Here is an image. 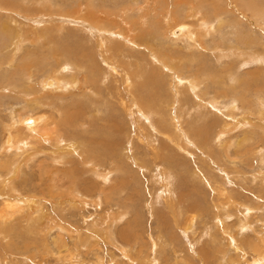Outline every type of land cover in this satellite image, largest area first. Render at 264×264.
I'll list each match as a JSON object with an SVG mask.
<instances>
[{
  "label": "bare ground",
  "instance_id": "obj_1",
  "mask_svg": "<svg viewBox=\"0 0 264 264\" xmlns=\"http://www.w3.org/2000/svg\"><path fill=\"white\" fill-rule=\"evenodd\" d=\"M180 21L186 23L179 24ZM261 36L264 37V0H0V70L9 65L0 79V128L5 132L2 142L0 135V151H13L10 160L0 154V201H3L0 203V236L7 238L17 234L11 226L18 218H30L32 223L26 228L30 232L35 230V220L48 219L44 227L41 224L36 230L42 236L49 234L65 223V212L57 208L59 205L69 203L83 208L87 206L83 201L86 194L97 196L93 202L104 200L110 205V201L123 200L122 194L133 184L130 172L141 185L144 182L140 179L144 180L145 173L150 172L151 181L162 190L157 191L161 198L158 203L163 202L161 211H168V218L158 225L157 231L166 236L165 229L171 230L167 233V236L171 234V246L166 250L169 242L156 243L163 250L158 248L153 258L140 259L138 264H155L159 256L155 252L162 253L160 258L165 260L164 264H180L182 256L178 254L182 252L175 248L174 238H179L180 233L189 241V247L194 248L195 242L190 241L189 234L194 233L199 210L193 205V211H189L183 197L181 200L175 196L177 183H210L209 187L217 193L229 195L227 199L231 202L227 201L232 205L235 198L226 188L231 184H227L229 179L225 177L229 172L225 175V170H220V161L234 164L236 159L247 157L241 162L259 163L251 180L264 185V90L260 89L264 41ZM28 45L35 47L31 51L37 55L49 52L54 60L52 70L43 80L36 81L40 83L37 86L34 85L33 60L20 59ZM32 55L35 53L27 56ZM255 62L257 68L243 72ZM191 72L194 73L189 74ZM204 83H207L206 88H202ZM147 90L155 92L148 96ZM223 103L225 112L220 109ZM3 107L10 113L8 120L1 115ZM37 110H46V115L25 120L31 116L24 117L26 112L33 116ZM203 121L207 125L212 122L211 127L207 129ZM239 129L244 138L235 144L232 139L238 135L229 136ZM37 145L48 148L50 162L38 164V183L32 191L45 195L43 185L49 183L50 202L37 200L30 192L22 194L27 188L25 184L32 180L23 167L29 158L32 161L37 158L38 150L34 153ZM234 148L235 155H232L230 150ZM194 150L197 153L194 154ZM199 150L211 160V170L225 175L227 180L222 179L226 186L214 176V180L206 178L205 172L197 167L192 171L191 161L177 163L186 156L197 159ZM170 151L174 152L173 156ZM174 158L179 161L173 162ZM65 163H69L67 169L58 170ZM198 163L205 167L206 162L201 159ZM87 174H92L94 179L84 178ZM124 174L128 180L123 178ZM112 175L116 178L108 187ZM23 176H28L29 180L23 181L20 189ZM136 192L134 188L131 194ZM129 202L126 199L120 205L111 203L112 210L104 218L96 219L100 223L97 221L88 229L90 232L87 230L80 247L87 248L90 234L93 232L96 240L101 231H107L108 242L114 244L113 232L108 229L119 225L127 217V210L137 211L133 205L127 208ZM45 203H51L53 209L46 208ZM229 203L223 202L228 206ZM244 204V208L237 206L239 210L236 206L226 209L228 218L237 219L236 228H232L239 234L250 226L242 220L244 209L248 219L252 206ZM54 210L60 212L58 219L52 213ZM148 210L152 217L156 215L155 204L154 209L149 207ZM219 211L209 220L211 238H215L213 229L229 231L231 228L226 226L229 224L226 218H222L225 216L221 213L225 211ZM142 218L140 213L134 216L136 222ZM139 232L131 223L120 234L126 237V246L131 243L144 246L140 237L144 231ZM162 235L158 240L164 239ZM236 236L229 238L236 260L232 256L231 263L227 262L225 253V257H221L224 264H238L248 254L240 250ZM165 252L176 255L172 263L167 254L163 257ZM249 252L253 255L251 264H264V238L253 242ZM197 254L192 257L199 260L203 255ZM202 254L207 255V251ZM124 255L130 258L128 253Z\"/></svg>",
  "mask_w": 264,
  "mask_h": 264
},
{
  "label": "rangeland",
  "instance_id": "obj_2",
  "mask_svg": "<svg viewBox=\"0 0 264 264\" xmlns=\"http://www.w3.org/2000/svg\"><path fill=\"white\" fill-rule=\"evenodd\" d=\"M184 23H186V22L185 21L179 22V24H184ZM66 25H69V24L66 23ZM182 26H184V25H182ZM170 36H172V35L170 34ZM261 39L264 41L263 36H261ZM28 47H29V49H28ZM178 48H183V46L178 45ZM31 49L34 50L35 47H33L32 45H28L27 47H25V52L22 55V57H20V59L24 58V60L27 61L28 59H26V58L28 57V58H31V60H33V62H31V60H30V62L34 65V69H33V71L35 73L34 85H36V84H40L38 82L36 83V81H39V79L43 80V76H46L52 70L54 60L52 59L51 54L49 52H45V53H43V55L42 54L37 55L36 52H34V51L32 52ZM34 53H35V56H33V55H32V57L27 56L29 54H34ZM44 54L48 55L49 58H48V56L46 57ZM34 58L39 59V60L34 61ZM227 61H229V60H227ZM35 62H36V65H35ZM48 64H50V65H48ZM35 66H36V68H35ZM252 66H253L252 68H250V67L244 68L243 72H245L248 69L257 68L258 63L255 62L252 64ZM255 66H257V67H255ZM260 66H262V65H260ZM8 69H9L8 64L5 65L3 67V69L1 68L0 79H1L2 72L4 73L5 70H8ZM260 71H262V72H260V73H262L261 78H260L261 79L260 83H261V86L264 87V68H262ZM193 73L194 72H191L189 74H193ZM257 77L259 78V73H258ZM206 85H207V83H204L202 85V88H206ZM153 86H154V84H152V86L150 88H153ZM261 86H260V89L264 90V88L262 89ZM154 92H155V90L152 91L151 93H149L147 90L148 96L152 95ZM223 105H224V103L220 107V109H222V110L225 109L223 107ZM17 107H19V106H16V108ZM1 110H2L1 115H4L6 120H8L7 117H9L10 113L7 110H5L4 107L1 108ZM45 111L46 110H37L36 114L34 112L33 116L31 113L26 112L27 114L25 113L23 116L25 117V116L31 115L30 117H28V119H25L27 121L29 119H34V118H37L38 116H42L43 114H45ZM216 112L218 114H221L220 110H218V111L216 110ZM224 112H225V110H224ZM239 113H240V111H239ZM19 115H21V113H19ZM239 116L241 117V115L238 114V117ZM203 122L207 126V129H209L211 127L212 122L211 123L209 122L210 124H208V125H207V122H205V121H203ZM258 124L260 125L261 123H258ZM240 131H241V129L232 133L229 136V137H231L232 135H238L237 138L232 139L235 144L237 142L239 143V141L244 138L243 134H241ZM1 134H2V140H1V142H2L4 139V136H5V132L3 131V128H0V135ZM249 135H251V134H249ZM262 136L263 135H261L260 137H262ZM0 139H1V137H0ZM250 143L252 144V141H250ZM0 145H1V143H0ZM37 146H36L37 149L36 148L34 149V153L38 150V154H36L37 158L34 157L33 161L31 158H29L27 165H25L23 167L25 173L27 172V175H30V177L32 176V180L30 182L28 181L29 183L25 184V187L27 186V188L22 190V194H26L27 192H30V195L33 196L34 198H36L37 200L40 199L41 201L46 200L45 202H50V201H52V200H50V197H49L50 191H47L48 190L47 186L49 183L43 185V189H45L44 193L46 196L43 195V193H41L40 191H38V192L32 191L33 187L36 186V184L38 183L37 178H39L38 176L40 173L38 166L40 164L47 165L50 162L49 155H48L50 151L48 150V148H46L45 145H39L38 147ZM126 146H129V144H127ZM213 147H215V145H213ZM189 149L192 151L191 148H189ZM217 149H219V148H217ZM217 149L215 151L220 150V149L219 150H217ZM40 150H42V151H40ZM235 150H236L235 148L233 149V151L230 150L232 152V155H235ZM199 151L200 152L197 154L198 155L197 159L195 157L190 158V157L186 156L185 158L182 157L183 159L181 158L182 161H180V162H177V161H179V159H177V161H175L176 158H174V160H172V161L173 162L175 161L179 164L184 163V162L188 163L189 161H191L190 165H192V167H193V168H191L192 171L199 168L200 172H205L203 175H205L206 178H208V179L212 178L213 176H214L213 177L214 179L216 177V179L218 181H221V182L225 181L223 179H226V178L229 179L227 181V184L231 183L230 185H227L226 182H223V183L225 184V186L227 185L226 188L228 187V189L230 191V196L232 195L235 198L234 203H238V205L237 204L233 205L234 203L232 205H230L231 203H229L228 201L231 202V200L227 199V197L229 195L224 196L223 194H225V192L222 194H220V192L217 193L215 190H213V189H211V187H209L210 183H209V185L208 184L197 185L195 183H193V185L192 184L186 185V182L177 183V187H176L177 191L175 192V196L178 199L181 198V200L183 197V199L185 200V203L187 202L186 206H187V209L189 211L190 210L193 211V205L198 206V210H199L197 212V215L199 218L196 220L197 223L195 222L197 224V225L195 224V226H196L194 228L195 231L193 230L194 233L189 234V237L191 238L190 241H192L193 243L195 242L193 244L194 245L193 249L189 247V241L184 239L182 234L179 233V236H178L179 238H174V237H176V235L173 236V234H172V237L174 238L175 248L179 249L182 252V254H178V256H182V258L180 259V262L182 263V262L189 261V262H192L193 264H224L225 262L222 263V261H224L222 259L227 254L226 261L231 263L230 262L231 257L234 256V258L236 260V255L233 254L234 251H232L233 249H232L231 244H230L231 240H229V238H230V236L234 237L237 235L238 237L236 236V239L239 242V246L242 248V249L240 248V250H245L246 252L248 251V254L244 255V258L241 260V262L239 261L238 264H247L248 262L246 263V261H249L248 264H251V262H253V259H252L253 255L250 254V252H249L251 245L253 242H255L257 240L261 241L264 238V229H263L264 228V185L262 183H259V181H258V183H253V181L251 180L252 179V173H256L258 171L257 167L259 166V163L257 161L252 163V160H251L250 164L242 163L241 161L245 160L247 157L245 159H241V158L238 160L236 159L234 164H228L225 162V160L220 161L218 159L221 162V169L220 170L221 171L225 170L224 171L225 175L227 172H229L228 177H227V175L225 176L222 173H221L222 174V176H221L217 171L211 170V168H210V166H211L210 161L211 160L208 157H206L205 155H203L202 150H199ZM195 152L197 153V151L194 150L193 153L195 154ZM231 152H230V154H231ZM239 153L243 154V152H239ZM0 154H5L4 156H5L6 160H10L9 158H13L12 157L13 151H7V152L0 151ZM172 154H174V152L170 153L171 156H173ZM200 155H203V156H200ZM28 156L29 155H27V158H28ZM200 159L203 162H206L205 167H204L205 169L198 163V160L200 161ZM74 160L78 161V158L74 157ZM233 162H234V160H233ZM195 163H197V165ZM68 165H69V163H65L64 165L59 166V168H61V167L62 168L58 169V170L63 172V170L67 169L66 166H68ZM148 167L150 169H152L151 164H148ZM47 169L49 170L50 168H45L44 170H47ZM130 173L132 175L134 174L133 172H130ZM240 173L244 174V175H242L243 177L237 176ZM150 174H151L150 172H148V173L146 172L145 177L143 178L144 180L140 179V182H144L142 185L138 184L139 182L134 181L135 174L133 176L131 175L130 178H132L131 180H133L131 183H133V184H130L131 186L127 187V190L124 191V193L122 194L123 200H119L120 202L119 201L113 202L115 204H113L110 201L111 206L109 205V202H107V201L105 202L104 200H102L103 202H93V200L97 199V196H95V194H94V196H92L89 194L85 195L83 193L82 194L85 195V198L83 199V201L87 203L86 204L87 206H83V208L81 207V205L78 207H75V206H77L76 204H69V203H67L65 205H59L57 208L63 209V211L65 212V223L61 222L63 224L62 227L61 226H59L60 228L55 227V229L52 232H50L49 234H45L42 236V234H40L39 230H36L37 228L40 229L41 224L44 227L47 224L48 219H42L41 221L39 219H37L39 222L37 220H35V222H34L35 230L32 232H30V230L29 231L26 230V228L28 229L29 225L32 223L30 218H27L24 220L20 219V218L16 219L14 221V223L12 224L11 228L13 230L16 229L15 231H17V234L16 233H15L16 235L11 234L9 237L7 236V238L0 236V264H9V263L10 264H138V262H140V259H141V261H144V260H147L149 257L153 258L154 251L158 250V248H159V250L162 249V246L161 245L159 246L156 243L166 244L169 242V245L166 246V250H169V247L171 246V243H170L171 240L169 239L171 237V234L167 236V233L171 230L165 229V235L166 236H163L162 232L158 233V231H157L158 225L160 226V224L168 218V211H165V210L161 211V210H163V206H162L163 202L161 200L160 201L161 204L158 203L159 202L158 198H160V195L158 194L159 197L157 196V191L161 192L162 190H160L158 188V186L155 185V183L151 181L152 180L151 176H153V174H151V176H150ZM207 174H208V176H207ZM203 175L201 174V176H203ZM92 176H93L92 174H87V176L84 175V178L94 179ZM127 177H128L127 174H124L123 178L125 180H128ZM222 177H224V178L222 179ZM115 178H116V175H112L110 177V179L108 180V183L110 182L108 184V187L110 184L112 185V183H114ZM213 178L211 180H214ZM218 178H220V179H218ZM183 179H184V177H183ZM25 180H29V177L23 176L22 180H20V183H19L20 189H22L21 185H24L22 183ZM123 183H125L127 186L126 181ZM196 185L199 187H197ZM1 187H2V185L0 184V188ZM142 187H144L145 189ZM134 188H136V190L140 196L138 195L137 192H136V194L134 193L135 195L131 194V192L133 191ZM145 190L148 192H146ZM222 196H224L225 198ZM82 197H84V196H82ZM151 197H152V199H151ZM215 197H217L219 199L221 198L220 203L218 201L219 199H217V198L215 199ZM115 198H117V197H115ZM43 199H45V200H43ZM126 199H127V201H130L129 204L127 205V208L131 207L133 205L138 212L127 210V215H126L127 217H125L124 220L121 223H119V225L115 224L114 226H111L109 229L107 228L109 231L113 232L112 233L113 234L112 239L114 241V244L112 242H108V239L106 238V232L107 231L106 232L101 231L100 238L98 236V237H96V240H95L93 232L91 234L89 233L90 234V236H89L90 237V239H89L90 244L87 245V248L80 247V243L83 242V240H85L87 237V234H88L87 230L94 223H98V222L100 223V221L96 220V219H99L100 217L104 218L103 216L104 215L107 216V212L109 213L112 210V208H113L112 204L113 205H116V204L120 205V203H122ZM133 199H136V202ZM143 199H145V200H143ZM156 199H157V201H156ZM10 200L13 201V199H10ZM116 200H118V198ZM152 201L155 204V209H156L155 210L156 215H154L153 217L151 216V214L149 213V210H148L149 207L150 208L153 207V209H154V204H152ZM212 202H213V204H212ZM223 202L226 204L229 203L230 207L228 205L223 204ZM0 203H3V201L2 202L0 201ZM40 203L43 205V202H40ZM146 203H148V204H146ZM244 203H247L248 205L252 206V208H249V210L251 209V212L252 211L253 212L252 213L250 212V214H251V215L249 214L250 217L248 219H246L247 210L244 209L246 212L244 213L242 222H246V223L248 222V223H250V226H247L248 229L245 228L244 232L239 234L238 232L235 231V228H236L235 224L237 223L236 222L237 219L233 216L228 218L226 215V209H227V207L229 209H234L237 206L244 208V205H245ZM44 205L46 206V208L52 207V209H53V206L51 205V203H49L50 206L46 205V203ZM147 206H149V207L147 208ZM116 207L118 209L120 208L119 206H116ZM238 207L236 209H238ZM117 208H115V210H113V211L116 212ZM219 209L225 211L224 212L225 214L221 213V215L225 216L222 218L223 219L226 218L225 219L226 221L223 220L222 218L221 219L223 221L229 223L226 226L227 227L231 226V228L229 231H218L219 228H217V231L215 229H213L214 231H212V236L213 237L215 236V238H211V232H209V226L210 227L212 226V224L210 223V221H211L210 217H214L218 212H220ZM56 211L54 210V211H52V213L54 212V214H53L54 217L58 219L60 212L56 213ZM139 213L143 218H142V220L137 219V221H139V222H136V220H134V216L139 214ZM235 216H237L236 213H235ZM26 220L29 222H27L26 224L23 225V223L26 222ZM207 222H208V224H207V226H205V223H207ZM128 223H129V225L131 223H133V227L136 228V230L138 232L140 231L139 233L144 231V234L142 232L141 236H140L141 240L143 238L142 243L144 244V246L141 243H131V244H127V246L125 245V242H126L125 238L126 237L123 236V234H120V232L123 228H127L129 226ZM134 223H138V224L136 225ZM20 224H22L21 227L19 226ZM200 225H201V227H199ZM203 225H204V227H203ZM108 226L109 225H107L106 227H108ZM238 226H239V223H238ZM232 227H235V228L233 229ZM128 230H129V228H128ZM166 230H168V231H166ZM261 230H263V231H261ZM201 233H202V235H201ZM205 233H206V235H205ZM99 234H100V232H99ZM203 234L205 236H203ZM17 235H19V236L17 237ZM161 235H162V237H164V239L160 238V240H158L159 239L158 236H161ZM216 235H217V237H216ZM1 237L3 240L1 239ZM199 237H201L202 239ZM221 237H224V238H221ZM193 239H195V240H193ZM153 240H155V241H153ZM214 240H216V241H214ZM213 241L216 243H214ZM127 242H129V241H127ZM153 245H155V248H152ZM90 248H91V250H90ZM217 249H218V251H217ZM122 250H123V252H122ZM191 251H193L192 252L193 254H191ZM206 251H207L208 256L202 254V252H206ZM151 252H153V253H151ZM125 253L129 254L128 255L130 257L129 259L127 257H125V255H124ZM155 253L159 255L156 257V260H157L156 262L158 264H161V262L163 261V264H164L165 260L160 258V256H162L161 255L162 253H160V252H155ZM194 253H198V254L203 255V256L199 257V260H196L192 257V256H194ZM166 254H167L168 259H170L169 263H172L171 260H173V257L176 258V255L174 256V255H172V253H169V252L166 253L165 252V253H163L164 258L166 257ZM145 255H147V256H145ZM245 256H246V258H245ZM221 257H223V258L221 259ZM200 258H202V260H204V261H201ZM193 260H196L197 262L193 261ZM156 262H155V264H157ZM189 262L187 264H189ZM182 264H184V263H182Z\"/></svg>",
  "mask_w": 264,
  "mask_h": 264
}]
</instances>
